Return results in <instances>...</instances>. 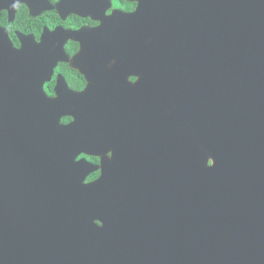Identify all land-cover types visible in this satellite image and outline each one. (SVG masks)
I'll list each match as a JSON object with an SVG mask.
<instances>
[{"label":"water","instance_id":"water-1","mask_svg":"<svg viewBox=\"0 0 264 264\" xmlns=\"http://www.w3.org/2000/svg\"><path fill=\"white\" fill-rule=\"evenodd\" d=\"M123 17L137 30L111 33L113 55L85 54L101 27L50 68L120 66L123 45L144 76L132 123L153 140L150 175L118 163L115 96L43 89L44 129L63 131L75 158L111 144L114 156L93 182L98 167L76 160L69 186L34 185L0 209V264H264V0L144 1Z\"/></svg>","mask_w":264,"mask_h":264},{"label":"flooded vegetation","instance_id":"flooded-vegetation-1","mask_svg":"<svg viewBox=\"0 0 264 264\" xmlns=\"http://www.w3.org/2000/svg\"><path fill=\"white\" fill-rule=\"evenodd\" d=\"M144 1L147 5L154 2L0 0L1 210L10 211L12 200H17L19 196H30L28 193L35 189L34 185H46V193H50L48 189L52 185L69 186L76 160H85L84 163L91 168L97 166V170L88 174L86 182L97 180L104 169L110 168L114 145L119 154L118 163L132 166L137 177L146 172L149 177L153 140L149 134L139 135L137 125L132 123L139 119L134 107L135 100L142 98L135 85L144 76L137 74L142 71L140 67L128 65L129 54L123 45L118 48L119 57L122 58L120 66L114 65V59H110L106 65L83 74L69 62L60 60L52 71L50 68L55 57L65 54L73 58L79 54L84 39L81 34H93L101 27L106 29L99 36L100 41L88 38L86 46L92 48L85 54L113 55L114 47L107 42V38H112L114 30L122 36L127 34L130 27L132 32L137 30L135 24L138 21L123 16L135 13ZM113 16H117L116 20H112ZM85 62L91 67L89 59ZM117 62H120V58ZM65 83L75 91H83L91 86L100 87L101 93L96 94H102L107 100L115 96V103L121 106L114 145L111 144L100 155L83 152L75 158L74 150L69 147L70 140L64 137L63 131L43 128L42 91L44 89L50 98H54L57 96L56 89ZM73 121V116L61 118V123L65 125Z\"/></svg>","mask_w":264,"mask_h":264}]
</instances>
